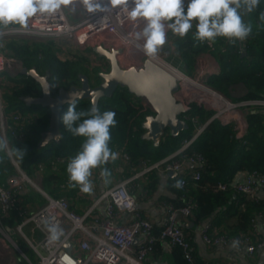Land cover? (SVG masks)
I'll use <instances>...</instances> for the list:
<instances>
[{"label": "trees", "instance_id": "16d2710c", "mask_svg": "<svg viewBox=\"0 0 264 264\" xmlns=\"http://www.w3.org/2000/svg\"><path fill=\"white\" fill-rule=\"evenodd\" d=\"M261 11H264V0H261L257 11L244 16L245 22L252 26L251 35L245 41H237L235 44L229 43L225 38H218L211 45L201 43L194 37V27L183 39L169 32L167 63L193 78L200 56L208 54L215 59L219 68L218 73L211 75L205 82L209 88L233 103L264 99V21L259 19ZM15 26L18 25L10 27ZM56 44L52 39L6 37L0 39V53L6 60H13L21 68H35L41 76L48 74L52 96H56L61 88L69 90L71 87H79V77L82 75L88 78L91 87L100 82L99 71L102 67L107 69L104 61L71 50H63V58L60 46ZM237 89L244 93L243 96L235 98L232 95ZM0 95L8 127L5 137L9 148L26 150L23 160L14 155H11L12 159L27 176L34 179L39 175V185L48 196L66 199L71 205L77 203L82 198L77 195L78 186L69 187L66 168L69 159L80 150L84 138L71 135L60 119V142H51L38 149L41 133L49 126L50 112L39 105L26 106L21 97L41 96L40 86L28 76H7L0 79ZM98 106L101 111L113 110L117 113L118 123L111 129L110 147L129 156L128 167L139 164L151 166L164 160L182 148L185 141L191 140L199 128L205 126L183 153L184 158L199 155L204 159L202 166L191 171L198 172L199 178L194 179L189 173L168 182V189L176 196V200L171 202L172 206L195 205L187 218L192 223L199 224L212 217L215 226H222L219 235L231 238L251 233L257 217H264V194L257 200H251L230 187L244 173L258 171L264 174V108L256 107L246 111L248 129L243 142H239L235 139L231 125L224 126L218 120L208 123L213 111L191 104L189 112L184 115L187 117L185 120L188 129L177 137L164 134L160 145L154 147L151 142L141 139V124L144 117L151 114V110L145 105L136 104L126 89L118 88L111 98L100 100ZM67 107L68 105L61 108L60 117ZM88 109V100L77 102L78 111ZM14 115H18V121L12 119ZM14 173L10 157L6 152H0V186H4L7 178ZM180 179L186 180L184 189L173 187ZM158 181L157 169H152L147 172L146 184L142 189L144 192H151ZM220 184L226 185V189L219 190ZM19 198L21 200L16 208L6 214L0 211V227L8 234L13 233L24 219L23 210L35 211L46 202L45 198L31 188H27ZM24 231L30 235V230ZM160 231L161 227L153 225L152 233L156 237H159ZM186 236L188 237L187 234ZM163 242L166 241L158 239L155 242L150 256L157 259L161 257ZM17 244L31 264L38 263V258L22 238L17 240ZM171 250L173 264H210L197 257L194 252L192 262H187L178 246L171 247Z\"/></svg>", "mask_w": 264, "mask_h": 264}, {"label": "built area", "instance_id": "2783aa9c", "mask_svg": "<svg viewBox=\"0 0 264 264\" xmlns=\"http://www.w3.org/2000/svg\"><path fill=\"white\" fill-rule=\"evenodd\" d=\"M103 2L107 4L108 0H103ZM73 3L77 5L79 13L75 14L73 12L72 20L66 14L65 6L53 17L37 15L30 18L27 27L15 26L5 29V35L0 37V39L14 36L52 40L64 38L69 40L71 47H75V44H77L76 48L81 51L95 45V48L102 47L108 51L120 49L122 54L123 52L125 53L124 58H129L135 53L131 49V47H134V49L136 48L137 51H140V54L145 55V53L141 52L142 49L137 47V44H141L140 41L137 42L134 38L135 33L143 27L142 21H131L126 11L118 5L111 6L106 13H88L79 3V0H73ZM129 7H131L130 4ZM124 58H122V64L119 63L121 66H124L123 68H125V63L128 62L124 61ZM146 58L156 63L159 61L167 65L175 73L176 77L180 79H177L179 90L175 93V96L177 100L182 102L184 107L196 104L199 107L210 110L201 104L202 102L200 101H205V99H202L197 91L191 90V87H185L181 82V79L184 78L199 84V79L201 78V81L204 83L202 85L203 88L208 90L211 96L214 97V99L207 100L218 106V108L213 109L214 111L211 110L213 111V115L208 123L218 120L224 126L231 125L234 130L235 139L243 142L248 129V123L245 118L246 111L256 107L264 108V99H248L233 103L206 85L205 82L208 78L211 75L217 74V71L211 73H202L201 71L199 75L192 78L165 62L158 53L151 57L146 55ZM100 60L108 63L106 59ZM11 63L15 62L11 59L6 60L0 53V74L8 72ZM17 65L19 66L17 74H20L22 68L19 64ZM140 66H142V62L136 68H140ZM190 90L194 91L197 97L189 96ZM243 94L241 93V96ZM132 99L135 103H139V101L136 102V98L132 97ZM140 103L148 106L144 100ZM225 112H231V114L229 113V115H226L227 117L223 118ZM12 119L18 121L19 117L18 115H14ZM184 119H187V117L184 116ZM192 122H195V120L192 119ZM204 127L199 128L193 138L185 141L182 148L172 155L151 166L144 165V173L152 169L161 170L167 174L169 172H179L186 163L193 168L202 166L204 159L201 156L193 155L184 158L183 153ZM7 128L0 95V134L4 138H6ZM8 156L15 168V173L7 178L4 186H0V211L6 214L12 208H16L21 200L19 195L23 194L27 188L35 190L46 200L45 204L35 211L29 212L23 210L24 219L15 227V232L26 241L27 245L36 254L38 258L37 264H145L158 239L166 241L171 247H180L184 259L187 262H192L193 247L183 228L180 226L179 220L187 219L195 205L187 204L182 207H174L169 204L166 208V216L161 226L159 237H156L152 233L153 223L137 209L135 197L128 187L133 180L142 176L143 172L104 190L90 202L83 214H78L68 200L55 199L48 196L39 185V175L37 174V177L34 179L27 176L12 159L11 155L8 154ZM180 156H183V158L176 159ZM119 158L129 165V156L127 154L120 152ZM94 170H97L98 180L103 181L100 176L101 169L97 168ZM191 174L194 179L199 178L198 172H191ZM180 180L183 181V186L177 189H184L187 184L186 180ZM230 187L234 192L248 199L257 200L264 194V174L258 171L244 173L236 178L230 184ZM218 188L219 190H225L226 185L220 184ZM77 195L78 197L85 198L86 194L82 193L78 187ZM101 204L105 206L104 218L96 215V209ZM120 213L129 215L128 220L124 223L116 221V217ZM45 221L57 223L64 229V235L59 241H49V233L46 229ZM253 224L251 233L239 237L228 238L222 235L211 234L209 226L201 228L200 235L204 243L210 247L235 245L250 257L264 248V240L259 230L260 224L264 227V217L259 215ZM27 226H30V235H27L24 231ZM0 232L8 237V233L2 227H0ZM137 238L140 239V244L135 248L134 244ZM67 243L72 244L70 251L64 248V245ZM228 264L253 263L246 261L243 263L229 262Z\"/></svg>", "mask_w": 264, "mask_h": 264}, {"label": "clouds", "instance_id": "9594fccd", "mask_svg": "<svg viewBox=\"0 0 264 264\" xmlns=\"http://www.w3.org/2000/svg\"><path fill=\"white\" fill-rule=\"evenodd\" d=\"M73 3V0H0V37L12 25L27 27L34 16L53 17ZM88 13H106L113 5L121 6L133 22H143L135 33L137 44L148 56H155L167 43V34L183 39L195 27L197 41L209 45L218 38H225L231 44L245 41L252 33L251 24L244 16L257 11L261 0H79ZM129 4L131 7H129ZM264 21V11L259 14ZM117 113L101 111L96 103L88 110H77V101L68 102L67 110L60 117L66 130L74 137H82L80 150L67 163L69 187H79L82 193L93 191V170L100 168V176L110 183L111 170L105 167L119 158V152L110 147L111 129L116 127ZM0 152H6L23 160L25 149L9 148L6 138L0 136ZM183 186L177 180L175 188ZM49 241L57 242L64 235V229L57 223L45 221Z\"/></svg>", "mask_w": 264, "mask_h": 264}, {"label": "water", "instance_id": "95a60500", "mask_svg": "<svg viewBox=\"0 0 264 264\" xmlns=\"http://www.w3.org/2000/svg\"><path fill=\"white\" fill-rule=\"evenodd\" d=\"M96 50L108 61L109 67L105 72L98 73L100 82L91 87L86 76L79 77L80 86L71 87L69 90L59 89L56 96L51 95V84L49 75H39L35 68H22L20 74L31 77L41 88V96L21 97L26 106L39 105L47 108L50 112L48 129L41 133L38 149L47 146L51 142L59 143L61 134L59 132V121L61 108L68 105L71 100L86 101L99 104L105 98H111L118 89H126L131 97L144 100L151 110V114L144 117L141 124L143 134L141 139L151 142L154 147L160 145L164 134L177 137L188 129L184 115L190 107H184L177 100L175 93L178 92L177 79L156 62L144 59L140 68H123L119 64L118 56L122 54L120 49L105 50L97 47ZM176 177L178 172H169ZM67 251L72 248L71 243L64 245ZM163 264V263H156Z\"/></svg>", "mask_w": 264, "mask_h": 264}, {"label": "crops", "instance_id": "0c3cea01", "mask_svg": "<svg viewBox=\"0 0 264 264\" xmlns=\"http://www.w3.org/2000/svg\"><path fill=\"white\" fill-rule=\"evenodd\" d=\"M185 3H187V0H185ZM140 43L142 44L143 42L140 41ZM167 45L168 42L158 52L162 59L164 57L163 60L165 62H167L166 58L169 55L166 51ZM76 49V47L69 46L67 50H71L73 52L80 51L79 49ZM138 53H140V51H138ZM128 59L129 58L126 57L124 58V61H128ZM201 71L202 73H211L213 71H219L218 65L212 56L208 54L200 56V59L197 61L194 78L199 75ZM105 167L111 170V182L105 183L104 180H98L97 170H94L93 176L91 177L93 181V191L91 193L86 194L85 198H82L77 203H72V208L78 214H83L90 202H92L104 190L110 188L118 182L129 180L136 174L143 172L142 176L133 180L130 185H128V187L131 190L133 196L135 197L137 209L141 212L144 217L148 218L157 228H160L163 224L164 218L166 216L167 206L171 204V202H174L176 200V196L174 195V193L168 189L169 180L181 176H186L187 174L191 173L193 169L191 165L186 163L183 165L176 177H172L169 174L162 172L161 170H157V175L159 178L158 183L151 192H146V194H144V190L142 188L146 184L147 173H144L145 166L143 164H139L138 166L134 167H128V165L125 164L121 160V158H118L115 162L110 161ZM104 207V204H101L96 209V215L100 218H104L105 216ZM128 218V214L120 213L116 217V221L119 223H124L126 220H128ZM212 220V217H210L199 224H194L188 219L179 220V224L183 228L185 234L188 235L193 247V252L197 255V257L210 264H228L229 262L243 263L246 261H250L253 264H264V248L262 250L257 251L253 256L249 257L247 254H245L244 251H242L239 247L235 245H218L215 247H210L206 245L200 235L201 228H203L204 226H209L210 233L214 235H219V233L222 231V226H215L213 223L214 221ZM27 227L29 228L25 229L29 232L30 226ZM259 230L264 240V227H262L261 224L259 226ZM35 236H37V234H35ZM21 238L22 237L15 231L11 234H8V237L0 232V264H31L28 257H26V255L22 252V250L17 244V240ZM24 242L26 246L30 248L25 240ZM139 244L140 239L137 238L135 240L134 247L136 248L137 246H139ZM161 248V257L157 259L154 258L153 255H149L147 260L145 261V264H173L171 261V246L167 242H163Z\"/></svg>", "mask_w": 264, "mask_h": 264}, {"label": "rangeland", "instance_id": "374dc122", "mask_svg": "<svg viewBox=\"0 0 264 264\" xmlns=\"http://www.w3.org/2000/svg\"><path fill=\"white\" fill-rule=\"evenodd\" d=\"M65 12L66 14L68 15L69 19L72 20V14L73 12H75V14L79 13V10H78V7L75 3H72L71 5L69 6H66L65 7ZM76 20V19H74ZM167 37H168V34H167ZM58 46H60V54H61V57H65V53L63 50H67L70 46V42L69 40H66L64 38L62 39H55L54 40ZM56 44V45H57ZM75 44V43H74ZM77 47V44H75ZM96 46L94 45L93 47L89 46L86 50L82 51L81 50L79 51L80 53H83V54H86L88 56H93L95 60L97 59H105L95 48ZM131 49L135 52L134 54H132L129 59H128V62L125 63V68H129V67H136L138 66L142 61L143 59H145L146 57V54H140L138 53V51L136 50V48L134 49V47H131ZM130 49V50H131ZM62 50V52H61ZM78 50V49H76ZM142 51V50H141ZM143 53V52H142ZM125 56V53L123 52V54L119 55L118 58H119V63L122 64V58H124ZM126 58V57H125ZM164 59V57H163ZM108 65V64H107ZM101 66V65H100ZM124 67V66H122ZM18 69H19V66L15 63H11V66H10V69H8V72H3L0 74V79H4L6 78L7 76H14L18 73ZM179 69V68H178ZM106 71V67H102V69L99 71L100 72H105ZM195 82V81H194ZM199 84L203 85L204 83L201 81V78L199 79ZM189 86V85H188ZM187 88H190L187 87ZM191 90H195L194 88L192 89L191 87ZM190 90V94L189 96L191 97H197L196 94L194 93V91H191ZM196 91V90H195ZM198 93V92H197ZM241 93L242 91L240 89H237V91H235L232 95L235 97V98H239L241 96ZM198 95L202 98V99H205L206 95H204L203 93L200 94L198 93ZM188 96V97H189ZM202 102L201 104L202 105H205L206 108L210 109V110H213V109H216L218 108V106L214 105L213 102L211 101H208L207 99H205V101H200ZM223 108H225V106H223ZM214 111V110H213ZM229 113L231 114V112H225V114L223 115V118L227 117L226 115H229Z\"/></svg>", "mask_w": 264, "mask_h": 264}, {"label": "bare ground", "instance_id": "6f19581e", "mask_svg": "<svg viewBox=\"0 0 264 264\" xmlns=\"http://www.w3.org/2000/svg\"><path fill=\"white\" fill-rule=\"evenodd\" d=\"M143 52V51H141ZM144 53V52H143ZM119 60V58H118ZM162 68H164L166 71H168L171 75H173L176 79H178L175 75V73L165 64L163 63H160L159 61L157 62ZM180 80V79H178ZM181 82L183 83L182 85H184L185 87H192L194 88L197 92L199 93H203L204 95H206L205 99H214L213 96H211V94L209 93L208 90L204 89L202 85H199L198 83H195L193 81H190V80H187V79H184L182 78L181 79ZM189 85V86H188Z\"/></svg>", "mask_w": 264, "mask_h": 264}, {"label": "flooded vegetation", "instance_id": "af4514ba", "mask_svg": "<svg viewBox=\"0 0 264 264\" xmlns=\"http://www.w3.org/2000/svg\"><path fill=\"white\" fill-rule=\"evenodd\" d=\"M105 64H106V66H107V69H108V67H109V64H108V63H106V62H105ZM107 64H108V65H107ZM107 69H106V70H107ZM135 100H136V102H137V101H139V103H136V104L143 105L142 103H140V102H142L143 100H139V99H135ZM145 106H146V105H145ZM147 107H148V106H147Z\"/></svg>", "mask_w": 264, "mask_h": 264}]
</instances>
